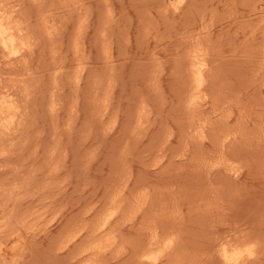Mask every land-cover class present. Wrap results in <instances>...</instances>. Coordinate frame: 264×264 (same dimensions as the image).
Masks as SVG:
<instances>
[{"label":"rangeland","instance_id":"obj_1","mask_svg":"<svg viewBox=\"0 0 264 264\" xmlns=\"http://www.w3.org/2000/svg\"><path fill=\"white\" fill-rule=\"evenodd\" d=\"M12 1L0 0V6L18 12L20 21L27 20L21 23L30 39L41 38L30 41L35 45L29 53L32 58L27 54L22 61L31 63L30 68L22 66L28 68V76L23 77L26 68L17 67V63L9 66L0 54V90L11 88L21 71L18 80H25V88L28 85L27 97L18 94L21 103L17 98L23 106L20 115L24 127L14 132L15 137L12 134L0 142V150L6 151L0 157V187L12 188V193L5 190L1 202H8L6 213L17 208L7 221L13 227L25 222L27 228L35 229L30 236L22 233L24 240L19 241L24 256L18 264H72L74 260L82 264L84 258L85 264H134L133 251L147 232L155 230L163 241L165 230L176 231L179 238L173 259L162 264H173L174 260V264H217L209 252L217 239L224 240L227 234L259 238L258 261L251 263L264 264V96L258 84L264 71V0H186L177 12L168 0ZM43 20H53L49 25L53 29L54 23L57 32ZM44 25L50 30L43 31ZM77 28L82 30L80 35ZM47 32L55 39L46 37ZM75 32L81 47L77 46L79 51L73 56ZM194 50L203 51L210 67L202 102L192 107L188 103L192 84L186 59ZM77 58L87 63L79 93L66 83L67 77L66 82L62 78L74 70ZM62 63L68 68L57 71L63 74L53 86V69ZM50 92L58 93L54 100L61 104L56 102L58 110L61 107L58 114L55 112L57 119L56 114H48ZM74 93H78V100L72 97ZM95 96L102 103H96L101 100ZM55 150L56 158L51 155ZM49 155L55 158L53 165L51 160L47 162ZM213 161L222 167L208 172L205 164ZM232 169H238L235 175ZM10 193L19 196L16 201ZM111 208L118 210V216L110 231H96L101 215ZM44 211L47 214L41 216ZM69 230H82L85 237L74 244L76 254L98 242L112 243L98 257L89 252L80 261L69 258L76 252L72 251L74 245L69 248L73 254L57 250ZM9 237H5L7 242L14 238Z\"/></svg>","mask_w":264,"mask_h":264},{"label":"bare ground","instance_id":"obj_2","mask_svg":"<svg viewBox=\"0 0 264 264\" xmlns=\"http://www.w3.org/2000/svg\"><path fill=\"white\" fill-rule=\"evenodd\" d=\"M12 1V0H11ZM24 1V0H23ZM30 1V0H29ZM56 0H54L53 2H55ZM64 1V0H63ZM77 1V0H76ZM81 1V0H80ZM169 2H170V6L172 7V9L173 10H175L174 12H177V11H179L181 8V6L185 3V1L186 0H168ZM5 2H6V0H5ZM13 2V1H12ZM46 2V1H45ZM58 2V1H57ZM62 2V1H61ZM78 2H79V0H78ZM1 3V2H0ZM11 3V2H10ZM9 3V4H10ZM15 3V2H14ZM18 2L16 1V4H17ZM31 3V2H30ZM34 3V2H33ZM64 3H65V1H64ZM25 4V3H24ZM23 4V5H24ZM53 4V3H52ZM70 4V3H69ZM5 5V4H4ZM15 5V4H14ZM40 5V4H39ZM54 5V4H53ZM58 5V4H57ZM56 5V6H57ZM63 5V4H62ZM66 5H67V3H66ZM6 6V5H5ZM18 6V5H17ZM44 6V5H43ZM75 6V5H74ZM82 6V5H81ZM9 7H10V5H9ZM19 7V6H18ZM78 7V6H77ZM16 8V7H15ZM14 8V9H15ZM25 8V7H24ZM41 8V7H40ZM54 8V7H53ZM67 9L69 8V6L68 7H66ZM73 8V7H72ZM71 8V9H72ZM75 8V7H74ZM84 8H86L85 6H84ZM180 8V9H179ZM9 9H11V8H9ZM36 9V8H35ZM46 9V8H45ZM58 9H59V7H58ZM67 9H65V10H67ZM78 9H79V7H78ZM83 9V8H82ZM23 10V9H22ZM44 10V9H43ZM54 10V9H53ZM57 10V9H56ZM60 10V9H59ZM58 10V11H59ZM61 10H63L62 8H61ZM75 10V9H74ZM80 10V9H79ZM89 10V9H88ZM19 11V10H18ZM48 11H50V10H48ZM83 11H86V10H83ZM43 12V11H42ZM70 12V11H69ZM71 12H73V11H71ZM75 12V11H74ZM18 13V12H17ZM17 13L15 12V11H11V10H9V11H7V10H5V9H3V6L1 5L0 6V54H1V57L3 58V60H4V62L6 63V64H8L9 66H17V64H19V65H21V67L18 65L17 67H19V68H21V69H25L28 65H29V67L28 68H30V61H28L29 63L27 64V61H26V65L24 64V62H23V64H22V61H24V58H25V56L27 55V54H31L32 52H31V50L33 51L34 50V48H35V45H33L32 46V43H30V41L32 40V39H30V35L28 36V34H26L25 33V31L27 30H25V27L23 26V23H21V22H24V20L25 19H22L23 21H20V18H19V16L17 15ZM25 13V12H24ZM29 13V12H28ZM34 13V12H33ZM35 13H36V11H35ZM41 13V12H40ZM56 13V12H55ZM59 13V12H58ZM62 13V12H61ZM83 13V12H82ZM19 14H20V16H21V13H20V11H19ZM57 14V13H56ZM64 14H66V13H63V15ZM96 14V13H95ZM37 15V14H36ZM39 15V14H38ZM53 15V14H52ZM62 15V16H63ZM18 16V17H17ZM23 16V15H22ZM29 16V15H28ZM61 16V15H60ZM65 16V15H64ZM63 16V17H64ZM57 17V16H56ZM73 17V16H72ZM19 18V20H17ZM22 18H24V16L22 17ZM39 18H42L41 17V15H40V17ZM48 18V17H47ZM57 18H59V16L57 17ZM68 18V17H67ZM66 18V19H67ZM70 18V17H69ZM68 18V19H69ZM82 18V17H81ZM84 18V17H83ZM34 19V18H33ZM55 19V18H54ZM29 20H30V18H29ZM28 20V21H29ZM37 20V19H36ZM39 20H41V19H39ZM38 20V21H39ZM51 20V19H50ZM57 20H60V19H57ZM65 19H63V21H64ZM70 20H71V18H70ZM201 20V19H200ZM20 21V22H19ZM33 21V20H32ZM37 21V22H38ZM44 21V20H43ZM53 21V20H52ZM51 21V22H52ZM66 21V20H65ZM74 21V20H73ZM78 21V20H77ZM25 22H27V20L25 21ZM24 22V23H25ZM45 23L47 22V21H44ZM51 22H47L48 23V25L51 23ZM60 22H61V20H60ZM68 22V21H67ZM71 22V21H70ZM81 22V21H80ZM38 23H42V24H45V23H43V22H38ZM62 23V22H61ZM204 23V22H203ZM26 24H28V23H26ZM73 24H74V22H73ZM197 24V23H196ZM25 25V24H24ZM51 25H52V23H51ZM51 25H49V27L51 26ZM57 25V24H56ZM81 25H82V23H81ZM84 25V24H83ZM45 26V25H44ZM44 26H43V31H48V30H50V29H52V27H50V29H48V28H46V26H45V28H44ZM53 26H54V30L52 29V32H54L55 31V25H54V23H53ZM69 26H71L70 24H69ZM68 26V27H69ZM77 26V25H76ZM26 27H28V26H26ZM33 27L34 26H32L31 28H30V30L31 29H33ZM38 27V26H37ZM36 27V28H37ZM67 27V26H66ZM65 27V28H66ZM97 27V26H96ZM261 27V26H260ZM192 27H190V29H191ZM263 28V27H262ZM97 29V28H96ZM194 29V28H193ZM36 30V29H35ZM192 30V29H191ZM200 30V29H199ZM242 30H243V28H242ZM41 32H43L42 30H40ZM77 32L78 31H82V30H80V28H77V30H76ZM98 31V30H97ZM202 31V30H201ZM249 31V30H248ZM32 32V31H31ZM38 32V31H37ZM44 32V33H45ZM57 31H55V33H56ZM77 32H75L77 35H78V33ZM192 32V31H191ZM35 33V32H34ZM81 33V32H80ZM80 33H79V35H80ZM83 33V32H82ZM199 33H201V32H199ZM198 33V34H199ZM37 34V33H36ZM36 34H33V35H36ZM39 34V33H38ZM195 34H196V32H195ZM198 34H196V35H198ZM204 34V33H203ZM41 35H42V33H41ZM50 36V37H53V39H55L54 38V36H53V34L52 33H48L47 32V35H46V37L47 36ZM59 35V37H60V34H58ZM63 35V34H62ZM79 35L77 36V37H79ZM37 36V35H36ZM73 36V35H72ZM201 36H203V35H201ZM45 37V38H46ZM76 36L75 37H72L73 38V42H74V44L73 45H71L72 47H74L75 49H73V50H76L75 52H74V55L73 56H75L76 54V52L77 51H79L78 49H79V47H77V46H80L81 47V45L79 44V42L81 41V39H80V37L79 38H77ZM187 37V36H186ZM199 37V36H198ZM32 38V37H31ZM37 38H40V36H38ZM37 38L35 37V40H32V42H35L36 40H37ZM42 38H44V36L42 37ZM95 39L97 38V37H94ZM41 39V38H40ZM62 39V38H61ZM75 39V40H74ZM80 39V41L78 42V40ZM200 39V38H199ZM199 39H198V41H199ZM195 40H196V37H195ZM47 41H49V42H51L50 41V38H48V40ZM47 41H46V43H47ZM53 41V40H52ZM62 41V40H61ZM71 41V40H70ZM69 41V42H70ZM56 42V41H55ZM67 42V41H66ZM193 42H194V40H193ZM203 42V41H202ZM38 43V42H37ZM34 44H36V43H34ZM43 45H44V43H42ZM48 44V43H47ZM50 44V43H49ZM52 44H54V45H56L55 43H52ZM52 44H51V46H49V47H52ZM98 44V43H97ZM264 44V43H263ZM38 45V44H37ZM196 45H197V41H196ZM201 45V44H200ZM32 47H33V49H32ZM37 47V46H36ZM39 47H41V46H39ZM200 47V46H199ZM202 47V46H201ZM53 49V48H52ZM55 49V48H54ZM63 49V48H62ZM80 49H82V48H80ZM202 49V48H201ZM48 50V49H47ZM60 50V49H59ZM72 50V49H71ZM41 51V50H40ZM43 51V50H42ZM49 51V50H48ZM54 51V50H53ZM58 51V50H57ZM57 51H56V53H57ZM188 51H190V49L188 50ZM187 51V52H188ZM55 52V51H54ZM66 52V51H65ZM64 52V53H65ZM73 52V51H72ZM83 52V51H82ZM201 52H203V51H201ZM200 51H198V50H194V51H192L189 55H188V58L186 59V61H187V63H188V65L189 66H187V67H190V74H191V78L189 79L191 82V94H190V97H189V100H188V103L189 104H191L192 105V107H193V105L194 104H196V103H198L199 101H200V103L202 102L201 100L203 99V95H201L202 94V92H203V90H204V87H207V86H205L206 85V75H207V72H208V68L210 67H208V61L204 58V54L203 53H201ZM48 53V52H47ZM46 53V54H47ZM50 53V52H49ZM86 53V52H85ZM205 53V52H204ZM30 54H29V56H30ZM55 54V53H54ZM60 54H62L61 52H60ZM78 54V53H77ZM80 54V53H79ZM82 54V53H81ZM187 54V53H186ZM207 54V53H206ZM206 54H205V56H206ZM39 55V54H38ZM47 55H49V54H47ZM51 55H52V53H51ZM70 55V54H69ZM28 56V55H27ZM26 56V57H27ZM28 56V57H29ZM46 56V55H45ZM52 56H54V55H52ZM57 56H59V52H58V55ZM49 57H50V55H49ZM68 57V56H67ZM78 57V56H77ZM107 57V56H106ZM110 57V56H109ZM30 58H32L31 56H30ZM29 58V59H30ZM41 58V57H40ZM65 58V57H64ZM74 58V57H73ZM76 58V57H75ZM80 58V57H79ZM207 58V57H206ZM36 59V58H35ZM39 59V58H38ZM50 59V58H49ZM53 59H55V57H53ZM61 59V58H60ZM59 59V60H60ZM78 59V58H77ZM73 60V62H76L75 63V67H73V69L74 70H72V71H70V73L69 74H66V75H63L62 76V78H64L65 79V77H67V82H66V79H65V82L66 83H68V81H69V84L71 83V87L73 86V90L75 91L76 90V92H78L79 91V89H80V86H81V83H83L82 81H83V77H84V74H86L85 73V71H86V68L84 67V65L86 66V64H83V63H85V61H80L79 59L78 60ZM85 59H87V58H85ZM2 60V59H1ZM1 60H0V62H1ZM2 60V61H3ZM26 60V59H25ZM31 60V59H30ZM66 60V59H65ZM68 60V59H67ZM84 60V59H83ZM88 60V59H87ZM258 60V59H257ZM43 61V60H42ZM50 61H51V59H50ZM71 61V60H70ZM259 61V60H258ZM15 62V63H14ZM45 62V61H44ZM66 62V61H65ZM64 62V63H65ZM72 62V61H71ZM87 62H89V61H87ZM5 63H2V65H3V67L5 66ZM14 63V64H13ZM17 63V64H16ZM52 63V62H51ZM68 63V62H67ZM55 64V63H54ZM58 64V62L55 64V65H57ZM71 64V63H70ZM186 64V63H185ZM40 65V64H39ZM49 65V64H48ZM59 65H61V64H59ZM67 65V64H66ZM8 66V67H9ZM22 66H26L25 68H23ZM47 66V65H46ZM58 66V65H57ZM65 67V65H63V63H62V65L60 66V68H58V67H56V68H52L51 66L49 67L50 69L52 68L53 70H54V73L55 74H53V78H52V76H51V82L53 83V86H55V84H56V86L58 85L57 83L59 82V75H61V74H63V72H57V71H59V70H63V68ZM2 67V66H1ZM0 67V68H1ZM10 67V68H11ZM45 67V66H44ZM87 67V66H86ZM263 67H264V65H263ZM14 68V67H13ZM16 68V67H15ZM14 68V69H15ZM28 68H26L25 70H22V71H27V69ZM68 68V67H67ZM67 68H64V69H67ZM262 69H264V68H262ZM16 70V69H15ZM41 70H43V69H41ZM47 70V69H46ZM56 70V71H55ZM16 71H19V73H20V69H17ZM22 71H21V74H22ZM50 71V70H49ZM262 71V70H261ZM25 72H24V74H23V77L26 75V76H28L27 75V72H26V74H25ZM52 72V71H51ZM72 72V73H71ZM87 72V71H86ZM43 72H41V74H42ZM44 73H46V72H44ZM21 74H19V76H16L15 77V75L14 74H11V75H13L17 80H15L13 83L14 84H12V87L11 88H6V87H4V84L5 83H3L4 81H2V86L4 87L3 89L1 88V90H0V142L2 141V140H4V139H6V138H8V137H10L12 134V137L14 136V132H17V129H19L20 127H21V116H22V114L20 115V108L21 109H23L22 107L23 106H21V105H19L18 103L20 102L21 103V101L19 100V98H21L20 96H21V94H23L22 96H25V97H27L26 95V92L28 91L27 90V88H28V85H27V87L25 88V86L24 85H22V84H24L25 83V80L23 79V81L22 80H18L19 78H21L20 77V75ZM50 74V73H49ZM52 74V73H51ZM31 76H33L32 75V73H31ZM50 76V75H49ZM7 77V76H6ZM10 77V76H9ZM19 77V78H18ZM261 79L258 81L259 83V87H260V90H261V93L263 94V96H264V71H262V75H261ZM27 78V77H26ZM62 78H61V80H62ZM3 79V78H2ZM1 78H0V80H2ZM29 79V78H28ZM7 80H9V79H7ZM27 80V79H26ZM30 80H31V78H30ZM35 80L36 79H34V82L33 83H35ZM53 80V81H52ZM9 82H11V81H9ZM8 82V83H9ZM31 82V81H30ZM40 82V81H39ZM38 82V83H39ZM62 82H63V80H62ZM64 82V83H65ZM38 83H37V85H38ZM48 83V82H47ZM21 84V85H20ZM254 84V83H253ZM257 84V83H256ZM9 85V84H8ZM25 85H26V83H25ZM37 85H36V87H37ZM52 85V84H51ZM65 85V84H64ZM67 85V84H66ZM207 85H208V83H207ZM11 86V85H10ZM31 86L33 87V84H31ZM39 86V85H38ZM41 86H42V84H41ZM97 86V85H96ZM185 86V85H184ZM1 87V86H0ZM59 87V86H58ZM57 87V88H58ZM83 87V86H82ZM43 88V87H42ZM55 88V87H54ZM56 88V89H57ZM66 88V87H65ZM188 88H189V86H188ZM34 89H35V87H34ZM60 89V88H59ZM187 89V88H186ZM189 90H190V88H189ZM189 90H188V94H189ZM35 91H36V89H35ZM45 91H47V90H45ZM96 91V90H95ZM98 91V90H97ZM58 92V91H57ZM80 92V91H79ZM78 92V93H79ZM39 93H40V91H39ZM60 93V92H59ZM78 93L76 94V93H74V95H72V97L74 96V98L75 99H77L78 100V98L77 97H75V95H78ZM95 93V92H94ZM93 93V94H94ZM187 93V92H186ZM18 94H20V96L18 95ZM24 94H26V95H24ZM52 94V95H51ZM57 95H58V93H56ZM61 94V93H60ZM69 94H71V93H69ZM204 94V93H203ZM30 95V94H29ZM45 95H47L46 93H45ZM49 95V97H50V99H49V103H48V100H46V102H47V104H48V106L47 107H49V110L47 109V112H48V114H50L51 116H55L54 114H56L55 112H57V114H58V111H60V108H59V110H58V107L61 105V104H59L60 102H58V101H56V102H58V104H59V106L57 107V104H56V102H55V100L54 99H56L55 97L57 96H55L54 94H53V92L51 93H49L48 94ZM51 95V96H50ZM63 95V94H62ZM81 95V94H80ZM95 95H97V92L95 93ZM99 95V94H98ZM205 95V94H204ZM34 96H36V95H34ZM40 96V95H39ZM65 96V95H64ZM188 96V95H187ZM206 97H207V95H205ZM25 97L23 98V99H25ZM37 97H38V95H37ZM59 97H60V95H59ZM58 97V98H59ZM70 97V96H69ZM78 97H79V95H78ZM96 97V96H95ZM205 97V98H206ZM17 98H18V100H19V102H17L18 100H17ZM34 98H36V97H34ZM40 98V97H39ZM47 97H45V99H46ZM91 98V97H90ZM97 99H99L100 97H96ZM71 99V98H70ZM95 99V98H94ZM93 99V100H94ZM31 100V99H30ZM29 100V101H30ZM32 100H33V98H32ZM57 100V99H56ZM74 100V99H73ZM96 100V99H95ZM95 100H94V102H95ZM100 100H101V98H100ZM28 102V101H27ZM32 102V101H31ZM39 102V101H38ZM37 102V103H38ZM75 102H76V100H75ZM75 102H73V106L75 105L76 107H77V105H76V103ZM98 102H100V103H102V100L101 101H98V100H96V103H98ZM186 102V101H185ZM99 103V104H100ZM252 103V102H251ZM257 103V102H256ZM260 103V102H259ZM29 104V103H28ZM27 103H26V105H28ZM34 104H35V102H34ZM20 107H19V106ZM72 105V104H71ZM101 105V104H100ZM103 105V104H102ZM190 105V106H191ZM198 105V104H197ZM203 105V104H202ZM25 106V105H24ZM45 106H46V104H45ZM188 106V105H187ZM216 106V105H215ZM221 106H223V105H221ZM28 107H29V105H28ZM192 107H189L190 109L192 108ZM213 107V106H212ZM258 107V106H257ZM262 107V106H261ZM26 108H27V106H26ZM197 108V107H196ZM29 109V108H28ZM187 109H188V107H187ZM194 109V108H193ZM24 110H26L25 108H24ZM23 110V111H24ZM58 110V111H57ZM73 110V109H72ZM72 110H71V112H72ZM77 110V109H76ZM28 111V110H27ZM73 111H75V110H73ZM95 111V110H94ZM96 111H97V109H96ZM140 111V110H139ZM248 111H249V109H248ZM189 112V111H188ZM26 113V112H25ZM52 113H54V114H52ZM76 112H74V114H75ZM97 113V112H96ZM47 114V115H48ZM57 114H56V119H57ZM77 114V113H76ZM25 115V114H24ZM49 116V115H48ZM71 116H72V114H71ZM70 116V117H71ZM23 117V116H22ZM59 117V116H58ZM229 117H231L230 115H229ZM263 117H264V115H263ZM52 118V117H51ZM261 118V117H260ZM54 119H55V117H54ZM140 120V119H139ZM247 120V119H246ZM23 122V121H22ZM136 122V121H135ZM201 123V122H200ZM22 125H24V124H22ZM201 125V124H200ZM198 126H199V124H198ZM22 127H24V126H22ZM21 127V128H22ZM202 127V126H201ZM197 129H198V127H197ZM201 129V128H200ZM65 130V129H64ZM203 130V129H202ZM21 132H23V130L21 129ZM202 132V131H201ZM61 133V132H60ZM203 134H204V132H202ZM24 134V133H23ZM59 134V133H58ZM197 134V133H196ZM200 134V133H199ZM16 135V134H15ZM37 136V135H36ZM15 137V136H14ZM16 137H18L17 135H16ZM20 137V136H19ZM62 137V136H61ZM23 138V137H22ZM64 138V137H63ZM227 138V137H226ZM14 139V138H13ZM17 139H19V138H17ZM7 140V139H6ZM5 140V141H6ZM15 140V139H14ZM20 140H21V137H20ZM25 140V139H24ZM22 143V142H21ZM21 143H20V145H21ZM4 144V143H3ZM47 144V143H46ZM7 145V144H6ZM1 146H2V143H1ZM6 147V146H5ZM62 147V146H61ZM35 150V149H34ZM53 152H54V150H52ZM56 151V150H55ZM56 153V154H55ZM54 154L53 153H51V155H54L55 156V158H56V155H57V151L55 152ZM4 154H6V151H4V150H0V157L2 158V157H4ZM51 155H49V156H51ZM6 157V156H5ZM54 158V157H53ZM52 158V156H51V159L48 157L47 158V162H48V160H51L52 162H51V164L52 163H54V160H52L53 159ZM54 158V159H55ZM62 159V158H61ZM57 160V159H56ZM206 160V159H205ZM210 160V159H209ZM213 160V159H212ZM6 161V160H5ZM221 161V160H220ZM59 162V161H58ZM61 162V161H60ZM211 162V161H210ZM214 162V161H213ZM3 163V161H1V164ZM45 163V162H44ZM50 163V162H49ZM49 163H47L48 165H49ZM228 163V162H227ZM193 164V163H192ZM200 164V163H199ZM229 164H231V163H229ZM244 164V163H243ZM53 165V164H52ZM51 165V166H52ZM201 165H204V164H201ZM224 165V164H223ZM20 166V165H19ZM50 166V167H51ZM62 166V165H61ZM205 166H206V168H208V172H209V169H217V168H220V167H222V164L218 161V162H214V163H210V164H205ZM228 166V165H227ZM60 167V166H59ZM53 169H55V166L54 167H52ZM227 168V167H226ZM2 169V168H1ZM9 169V168H8ZM52 169V170H53ZM59 169V168H58ZM10 170H12V169H10ZM201 170V169H200ZM224 170H225V168H224ZM236 170H238V169H236ZM236 170H233L232 169V173L235 175L237 172H236ZM2 171H4V170H2ZM53 171H55V173L57 172L56 171V169L55 170H53ZM53 171H51V172H53ZM215 171V170H214ZM228 171V170H227ZM1 172V171H0ZM19 172V171H18ZM210 172H211V170H210ZM229 173H230V171H229ZM54 174V173H53ZM13 175V174H12ZM18 175H20V173L18 174ZM46 175V174H45ZM207 175H209V173H207ZM234 175H233V177H234ZM122 176V175H121ZM238 177V176H237ZM12 178H13V176H12ZM52 178V177H51ZM50 178V179H51ZM262 178V177H261ZM4 179V178H3ZM210 179V178H209ZM212 179V178H211ZM1 180V179H0ZM4 180H6V179H4ZM16 183V182H15ZM54 183V182H53ZM52 183V184H53ZM4 184V183H3ZM11 184V183H10ZM17 184V183H16ZM21 184V183H20ZM47 185V184H46ZM19 186V185H18ZM54 186V185H53ZM4 187V186H3ZM2 187V188H3ZM44 187V186H43ZM47 187H48V185H47ZM46 186H45V188H47ZM1 187H0V198H1V196H2V194L3 193H5V190L7 189V187L6 188H4V190L2 189ZM9 188H10V186H9ZM23 188V187H22ZM50 188H51V185H50ZM55 188V187H54ZM204 188V187H203ZM12 189V188H11ZM11 189L9 190V189H7L8 190V192L9 191H11ZM15 190H19L18 188L17 189H15ZM15 190H14V192H15ZM20 190H21V188H20ZM49 190V189H48ZM51 190V189H50ZM144 190V189H143ZM119 191V190H118ZM13 192V193H14ZM210 192H212L211 190H210ZM11 193H12V191H11ZM11 193H10V196H11ZM44 193V190H43V192H42V194ZM202 193H207V190L206 191H203ZM209 193V192H208ZM213 193V192H212ZM17 194H18V192H17ZM17 194H15V195H17ZM143 194V193H142ZM148 194V193H147ZM19 195V194H18ZM44 195V194H43ZM215 195V194H214ZM204 197L206 196V194L205 195H203ZM11 197H14L13 196V194H12V196ZM15 197H19V196H15ZM14 197V198H15ZM23 197V196H22ZM45 197V196H44ZM114 197V196H113ZM144 197V196H143ZM4 198V197H3ZM25 198V197H24ZM215 198V197H214ZM214 198H212V200L214 199ZM211 199V198H210ZM216 199H218L219 200V198H216ZM7 200H9V199H7ZM118 200V199H117ZM220 200H221V198H220ZM2 198L0 199V264H18V261H21V260H19V259H22L21 257H23L24 255V251H23V254H22V243H21V241H19L20 239H23V237H22V233L23 234H25V236L26 235H28V236H30L31 235V232L32 233H34L33 232V230H35V229H32V228H27V226H25L24 225V223H19V225L18 226H11L9 223H8V221H7V219L9 218L8 216L10 215V214H14L15 213V209H17V208H13V211H10V213L8 214V213H6V210H5V207H6V205L8 204V202L7 203H5V201H4V199H3V203H5V204H2ZM12 201V200H11ZM11 201H10V204H11ZM15 201H16V198H15ZM13 202H14V200H13ZM196 202V201H195ZM113 203V202H112ZM114 204H117V203H115L114 202ZM202 204V203H201ZM11 206H14V205H11ZM203 206H204V203H203ZM208 206V205H207ZM113 207H114V205H113ZM206 207V206H205ZM209 207H211V206H209ZM229 207V206H228ZM194 208H195V206H194ZM211 208H213V207H211ZM7 209V208H6ZM9 209V208H8ZM163 209H165V208H163ZM45 210H46V207H45ZM202 210V209H201ZM118 210H116V209H109V210H107L104 214H102L101 215V219H99L100 220V222H99V224H98V226H97V228H96V231H98V232H100V233H106L108 230H109V228H110V226H111V223L117 218V216H118V212H117ZM204 211V210H203ZM63 212V211H62ZM121 212H122V210H121ZM202 212V211H201ZM42 215L41 216H45V214H47L46 213V211H44L43 213H41ZM166 214V213H165ZM180 214V213H179ZM167 215V214H166ZM17 216V215H16ZM40 216V215H39ZM11 217H12V215H11ZM31 217H32V215H31ZM120 217V216H119ZM169 217V216H168ZM129 218V217H128ZM172 218V217H171ZM178 218L179 217H177V221H178ZM12 219H13V217H12ZM175 219V218H174ZM15 220V219H14ZM23 220V219H22ZM25 220V219H24ZM30 220V219H29ZM33 220V219H32ZM38 220H41V219H38ZM123 220H125V219H123ZM130 220V219H129ZM16 221H17V219H16ZM127 221V220H126ZM167 221V220H166ZM176 221V220H175ZM13 222H15V221H13ZM21 222V221H20ZM98 222V221H97ZM122 222V221H121ZM170 222V221H169ZM11 223H12V221H11ZM17 223V222H16ZM66 223V222H65ZM177 223V222H176ZM25 224H27V223H25ZM15 225V224H14ZM153 225V224H152ZM175 225V224H174ZM33 226V225H32ZM84 226V225H83ZM114 226V225H113ZM147 226V225H146ZM151 226V225H150ZM173 226V225H172ZM63 227V226H62ZM153 227L155 228V226L153 225ZM174 227V226H173ZM244 227V226H243ZM65 228V227H64ZM70 227H68V229H69ZM152 228V227H151ZM67 229V228H66ZM67 229V230H68ZM80 229V228H79ZM148 229V228H147ZM175 229V228H174ZM252 229V228H251ZM65 230V229H64ZM73 230H75V229H73ZM82 230H84V228H82ZM82 230H79V232H75V233H71V230H69L68 231V233L67 234H65V237H64V239H63V241H59V242H61V244H60V247H59V245H58V248L59 249H57L59 252L60 251H64V250H67L68 252L71 250V249H69L70 247H72L75 243H77L78 241H79V244H80V240H83L85 237H83L84 235L82 234ZM143 230H144V228H143ZM152 230H153V228H152ZM158 230V229H157ZM160 230V229H159ZM173 230V229H172ZM177 230V229H176ZM237 230V229H236ZM239 230V229H238ZM237 230V231H238ZM62 231V230H61ZM96 231H95V234H96ZM110 231V230H109ZM167 230H165V234H163L164 235V237L166 236V239L164 238V241L161 239V237H162V234H159V232H156V230L155 231H153V232H145L146 234H145V240H143L142 241V243L141 244H139L138 245V247L133 251L134 253H133V255H134V258H133V260H132V263H134V264H162L165 260H167L168 258H170V261H171V258L173 259V254L174 253H176L175 251H176V248H177V245H178V242H179V238H178V236L176 237V234L174 235V233L176 232H174V233H172V232H170L169 230L166 232ZM178 231V230H177ZM10 232V233H9ZM67 232V231H66ZM93 232V231H92ZM9 233V234H8ZM62 233V232H61ZM60 233V234H61ZM141 233H142V230H141ZM235 233H238V232H235ZM59 234V235H60ZM88 234V233H87ZM264 234V233H263ZM8 235H10V237L11 236H14V238H10ZM58 235V236H59ZM62 235V234H61ZM60 235V236H61ZM228 235V234H227ZM227 235H226V238L223 240V238H222V240H220L219 239V241H218V239H217V241H216V243L213 245V247L211 248L212 249V252L210 251L209 253H211V255L210 256H212V258L213 257H215V259H217L218 261H217V264L219 263V264H248V263H251L252 261H254V260H257L258 261V259H257V256H258V254H257V252L259 251L258 250V248L260 247V245H261V240H259V238L257 239L256 237H255V235L253 234V236L252 235H249V234H247V235H241V236H239L238 234L237 235H233V236H229V237H227ZM24 236V237H25ZM27 236V237H28ZM235 236V237H234ZM260 236V235H259ZM5 237H9L10 239L8 240V238H7V240H8V242L10 241V240H12L10 243H8L7 241H6V239H5ZM56 238V237H55ZM95 238V237H94ZM144 238V237H143ZM58 239H60L59 237H58ZM97 239V238H96ZM24 240V239H23ZM61 240V239H60ZM110 239H108V238H105V240L104 241H109ZM212 240V239H211ZM56 241L58 242V240L56 239ZM84 242V241H83ZM94 242V241H93ZM116 242V241H115ZM141 242V241H140ZM215 242V241H214ZM32 243H34V242H32ZM108 243V242H107ZM112 242H110V244H111ZM110 244L108 243V244H105V242H98V243H95V244H93V245H89V246H87L86 248H84L83 249V247H82V250H78L79 252H78V254H76L77 253V250L74 248L75 247V245L73 246V249L74 250H72L73 252H75V254H76V256H74L75 254H73L72 252L70 253L69 252V254H73V256H71V255H69L70 257L69 258H71V257H73V258H79V261L82 259V257L84 258V254H86V253H88L89 254V252H92L94 255H92V256H94V257H98V256H100L101 255V253H106V251H108V250H106V248L108 249L109 248V246H110ZM262 244H263V242H262ZM57 246V245H56ZM113 246V245H112ZM26 247V246H25ZM76 247H77V244H76ZM114 247V246H113ZM211 247V246H210ZM57 248V247H56ZM53 249L55 250V248L53 247ZM77 249H79V248H77ZM210 249V250H211ZM24 250V249H23ZM258 250V251H257ZM264 250V249H263ZM118 251V250H117ZM57 252V251H56ZM58 252V253H59ZM116 253V252H115ZM121 253V252H120ZM22 254V255H21ZM68 254V253H67ZM203 254H205L204 252H203ZM117 255V254H116ZM86 257H87V255H86ZM116 257V256H115ZM192 257V256H191ZM194 257V256H193ZM100 258V257H99ZM188 258V257H187ZM208 258H210L211 259V257H208ZM85 259V258H84ZM84 259H82L81 261V263L82 264H85V263H83V261H84ZM95 259V258H94ZM98 259V258H97ZM70 260V259H69ZM71 260H73V259H71ZM190 260H192V258L190 259ZM75 261V260H74ZM73 261V262H74ZM77 261V260H76ZM75 261V262H76ZM193 261H195L194 259H193ZM73 262H72V264H73ZM88 262V261H87ZM176 261L174 260V263H175ZM196 262V261H195ZM214 262V261H213ZM216 262V261H215ZM71 263V262H70ZM69 263V264H70ZM77 263V262H76ZM78 263H80V262H78ZM77 263V264H78ZM166 264H167V262H165ZM164 263V264H165ZM173 263V264H174ZM190 263V262H189ZM86 264H92L91 263V261H89V263H86ZM194 264V263H193ZM196 264V263H195ZM251 264H253V263H251Z\"/></svg>","mask_w":264,"mask_h":264}]
</instances>
